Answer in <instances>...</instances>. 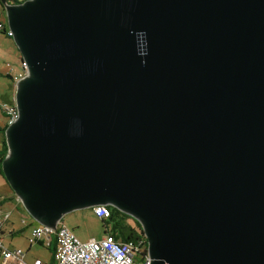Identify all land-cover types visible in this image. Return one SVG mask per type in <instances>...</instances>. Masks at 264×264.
Here are the masks:
<instances>
[{
  "label": "water",
  "instance_id": "95a60500",
  "mask_svg": "<svg viewBox=\"0 0 264 264\" xmlns=\"http://www.w3.org/2000/svg\"><path fill=\"white\" fill-rule=\"evenodd\" d=\"M28 73L4 180L38 225L112 206L149 264H264V0H0Z\"/></svg>",
  "mask_w": 264,
  "mask_h": 264
},
{
  "label": "built area",
  "instance_id": "2783aa9c",
  "mask_svg": "<svg viewBox=\"0 0 264 264\" xmlns=\"http://www.w3.org/2000/svg\"><path fill=\"white\" fill-rule=\"evenodd\" d=\"M6 36L11 38V33L6 30ZM21 72L9 73L15 84L24 78L27 73L25 62L20 63ZM0 113L5 119L4 126L7 127L18 118V111L14 101V93L11 102H0ZM92 212L98 218L106 219L109 216L107 206L98 205L92 208ZM1 223V221H0ZM55 238V250L50 264H149V259L142 255V241H116L109 235H104L99 239L81 241L78 237L61 221L55 228L42 225L34 226L28 237L29 245H34L42 240ZM0 255L2 259L11 261L14 264H25L24 254L20 249L7 250L0 241ZM2 264H5L2 262ZM31 264H43L35 259Z\"/></svg>",
  "mask_w": 264,
  "mask_h": 264
},
{
  "label": "rangeland",
  "instance_id": "374dc122",
  "mask_svg": "<svg viewBox=\"0 0 264 264\" xmlns=\"http://www.w3.org/2000/svg\"><path fill=\"white\" fill-rule=\"evenodd\" d=\"M20 60L21 54L13 42V39L7 37L5 34H0V102H7V98L14 93V86L9 73L11 70L13 74L21 72ZM4 124L5 119L0 114V125ZM2 195V192H0V197ZM61 223L67 228H73L75 230L74 234L81 241H85L89 238L98 239L103 234L102 224L89 214L88 209H79L64 215L61 219ZM138 223L142 227V224L140 222ZM16 238L15 242L19 244L18 249L24 253L27 264H31L35 259L40 260L42 263H47L51 260L54 247L53 243L50 245V248L39 244L30 246L26 236L21 235ZM2 241L4 246H7L9 239H2Z\"/></svg>",
  "mask_w": 264,
  "mask_h": 264
},
{
  "label": "crops",
  "instance_id": "0c3cea01",
  "mask_svg": "<svg viewBox=\"0 0 264 264\" xmlns=\"http://www.w3.org/2000/svg\"><path fill=\"white\" fill-rule=\"evenodd\" d=\"M0 24H2L5 27V30H8L7 24H6V14H5V10L2 7V5L0 6ZM0 34H3V33H0ZM3 126L4 125H0V127H3ZM0 136L2 139L1 133H0ZM1 139H0V142H1ZM0 181H1L0 182V192H2L3 194L0 197V221H1L0 241H1L2 246H4L2 239L3 240L9 239L7 246H4V248L7 250H15V249H18V245H19L15 242V239H17L16 237L24 235L27 237V240H28L31 229L38 224L34 222L33 219L27 214L21 201L15 195V193L10 188L8 183L4 181V178H2L1 176H0ZM103 236L104 234H102L99 238ZM91 239H95V238H89V239H86L85 241L91 240ZM36 244L49 247L51 244V240H48V241L42 240ZM23 260L25 264H27L25 261V256L23 257ZM2 262H4L5 264H14L11 261L4 260V258L2 259V256L0 255V264H2ZM50 263H51V260L43 264H50Z\"/></svg>",
  "mask_w": 264,
  "mask_h": 264
},
{
  "label": "trees",
  "instance_id": "16d2710c",
  "mask_svg": "<svg viewBox=\"0 0 264 264\" xmlns=\"http://www.w3.org/2000/svg\"><path fill=\"white\" fill-rule=\"evenodd\" d=\"M24 1L25 0H6L7 4H13V5L15 4L18 5ZM0 6H1V3H0ZM0 33H3L6 35L5 27L2 24H0ZM11 98H12V95L9 98H7L6 101L11 102L12 101ZM5 129H6L5 126L0 127V133L2 135V140L0 143V176L2 178H3V174L1 171V164L7 154V145H6L5 138H4ZM107 209L109 210V216L106 219L96 217L94 213L92 212V209H88L89 214L93 218L97 219L102 224L104 235H109L113 237L114 240L122 241V242L141 240L142 244L145 243V245L144 244L143 245L147 246L142 227L134 218H132L131 216L127 214L120 212L119 210H117L116 208L112 206L107 205ZM69 229L73 233L75 232L73 228H69ZM50 240H51V244L53 243L54 245L53 251H52L54 253V250H55L54 236H51ZM48 248H50V246Z\"/></svg>",
  "mask_w": 264,
  "mask_h": 264
},
{
  "label": "bare ground",
  "instance_id": "6f19581e",
  "mask_svg": "<svg viewBox=\"0 0 264 264\" xmlns=\"http://www.w3.org/2000/svg\"><path fill=\"white\" fill-rule=\"evenodd\" d=\"M13 86H14V83H13ZM0 226H1V223H0ZM145 237V236H144ZM146 239V238H145ZM146 243H147V240H146ZM145 245V243H143ZM142 244V245H143ZM142 255L143 256H146L148 259H149V256H148V251H147V246H144V248H142Z\"/></svg>",
  "mask_w": 264,
  "mask_h": 264
}]
</instances>
